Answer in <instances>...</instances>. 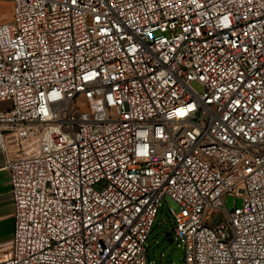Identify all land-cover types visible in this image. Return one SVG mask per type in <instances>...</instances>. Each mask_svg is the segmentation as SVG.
Returning a JSON list of instances; mask_svg holds the SVG:
<instances>
[{
	"label": "built area",
	"instance_id": "built-area-1",
	"mask_svg": "<svg viewBox=\"0 0 264 264\" xmlns=\"http://www.w3.org/2000/svg\"><path fill=\"white\" fill-rule=\"evenodd\" d=\"M11 2L0 264H149L167 197L185 264H264V0Z\"/></svg>",
	"mask_w": 264,
	"mask_h": 264
},
{
	"label": "rangeland",
	"instance_id": "rangeland-1",
	"mask_svg": "<svg viewBox=\"0 0 264 264\" xmlns=\"http://www.w3.org/2000/svg\"><path fill=\"white\" fill-rule=\"evenodd\" d=\"M12 19L13 5L11 0H0V23L12 21ZM9 107L10 102H0V110ZM235 204L242 206L243 199L228 195L226 198L228 210L233 211ZM169 205L177 209V205L170 197L163 201L147 242L149 264H185L184 250L178 246V242L175 240L173 222L168 214ZM171 239L173 240L171 241Z\"/></svg>",
	"mask_w": 264,
	"mask_h": 264
},
{
	"label": "crops",
	"instance_id": "crops-1",
	"mask_svg": "<svg viewBox=\"0 0 264 264\" xmlns=\"http://www.w3.org/2000/svg\"><path fill=\"white\" fill-rule=\"evenodd\" d=\"M10 151L15 147L9 144ZM14 155V154H13ZM15 205L11 192L10 171L7 168L6 154L0 152V244L9 242L14 236Z\"/></svg>",
	"mask_w": 264,
	"mask_h": 264
},
{
	"label": "water",
	"instance_id": "water-1",
	"mask_svg": "<svg viewBox=\"0 0 264 264\" xmlns=\"http://www.w3.org/2000/svg\"><path fill=\"white\" fill-rule=\"evenodd\" d=\"M173 239H171V241H172Z\"/></svg>",
	"mask_w": 264,
	"mask_h": 264
}]
</instances>
